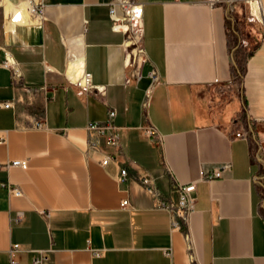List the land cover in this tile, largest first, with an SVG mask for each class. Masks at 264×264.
<instances>
[{"label": "crops", "instance_id": "0c3cea01", "mask_svg": "<svg viewBox=\"0 0 264 264\" xmlns=\"http://www.w3.org/2000/svg\"><path fill=\"white\" fill-rule=\"evenodd\" d=\"M43 1L38 24L12 18L24 0H0V264L12 243L25 248L18 264L45 248L52 264H264V36L235 75L234 0H141L149 63L129 83L130 32L112 30L111 0ZM82 70L101 91L80 85ZM110 109L118 146L87 127ZM242 125L249 139L235 137ZM143 174L168 203L196 181L187 224L171 226Z\"/></svg>", "mask_w": 264, "mask_h": 264}, {"label": "built area", "instance_id": "2783aa9c", "mask_svg": "<svg viewBox=\"0 0 264 264\" xmlns=\"http://www.w3.org/2000/svg\"><path fill=\"white\" fill-rule=\"evenodd\" d=\"M24 6L21 8L24 9L27 14L32 18V20L38 24H42L45 20L44 8L45 2L43 0H24ZM218 3V0H213L212 4L215 5ZM20 9V8H18ZM17 16L13 14L14 17ZM108 15L112 20L111 28L116 31H125L130 32V36L128 39V43L125 49L126 62L125 66L129 69L128 76L125 78V82L129 83L131 80L138 82L144 75L143 69L149 63V59H147L146 51L144 45L141 42L142 37V3L141 0H111L108 8ZM3 65L12 67L13 75L15 74L16 69H14L13 61L10 58H6L3 62ZM146 75L151 79V82H155L159 80V74H157L154 66H150L147 70ZM79 83L82 87L88 90H92L93 88L96 91H101V87L94 85L92 82L91 73L82 70L79 75ZM9 103H3V106H7ZM115 115V110L110 109L108 111L107 119L103 122L99 121H90L88 122L87 127L89 129L96 130L100 135L105 137V143L108 146H118L120 144V137L118 126L112 121ZM35 125L37 127H42L43 124L41 122H36ZM234 126H237V122L234 123ZM145 136L152 137L155 135V129L153 127H147L143 129ZM251 135V131L245 126H241L239 131L236 133V138H244L249 139ZM257 144L264 147V132L257 133L256 135ZM110 157L106 155L102 160L101 164H106ZM12 165L15 166H26V160L18 159L11 162ZM231 164H225L219 168L213 169L210 172H202V178L207 181H213V179L223 178L224 174L230 170ZM127 175V168H122L120 170L119 178L120 180H124ZM140 182H142L143 188L147 194L151 197L158 199L159 204L161 206H165L170 212V223L172 227L180 228L181 226L188 223L189 215L193 212L195 202H196V181H189L187 183L177 184V193L178 199L176 202L168 203L163 197H161V193L159 189L155 186L151 176L149 174H143L139 178ZM8 192L11 194L19 195L21 194L20 188L11 186L9 184H5ZM120 207L127 208L130 205L129 199L125 198L120 201ZM16 220L20 221L22 217V212L16 214ZM19 243H12L8 249V263L9 264H18L15 258V254L21 251H24ZM34 251L36 255L31 259V264H52L51 262V253L53 249L45 248V249H37L30 250ZM96 253V252H95ZM169 254V252H167ZM194 264V263H190Z\"/></svg>", "mask_w": 264, "mask_h": 264}, {"label": "rangeland", "instance_id": "374dc122", "mask_svg": "<svg viewBox=\"0 0 264 264\" xmlns=\"http://www.w3.org/2000/svg\"><path fill=\"white\" fill-rule=\"evenodd\" d=\"M222 0H218L220 3ZM237 15L232 31L234 67L244 68L246 58L264 36V0H234ZM260 13H258L259 9ZM254 13V14H253ZM236 31V32H235ZM245 40V43L242 42Z\"/></svg>", "mask_w": 264, "mask_h": 264}, {"label": "bare ground", "instance_id": "6f19581e", "mask_svg": "<svg viewBox=\"0 0 264 264\" xmlns=\"http://www.w3.org/2000/svg\"><path fill=\"white\" fill-rule=\"evenodd\" d=\"M16 13L18 14L17 18H20L21 20H23L25 18V19H28L30 22H34L32 20V18H30V16L27 14V12L24 9H20Z\"/></svg>", "mask_w": 264, "mask_h": 264}, {"label": "trees", "instance_id": "16d2710c", "mask_svg": "<svg viewBox=\"0 0 264 264\" xmlns=\"http://www.w3.org/2000/svg\"><path fill=\"white\" fill-rule=\"evenodd\" d=\"M232 70H235V75L240 76L244 74V68H239V67H233Z\"/></svg>", "mask_w": 264, "mask_h": 264}]
</instances>
